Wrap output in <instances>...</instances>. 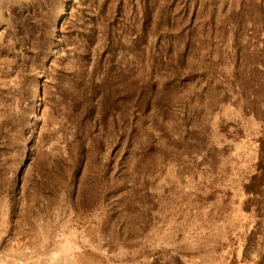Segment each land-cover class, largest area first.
I'll return each instance as SVG.
<instances>
[{"label": "rangeland", "instance_id": "rangeland-1", "mask_svg": "<svg viewBox=\"0 0 264 264\" xmlns=\"http://www.w3.org/2000/svg\"><path fill=\"white\" fill-rule=\"evenodd\" d=\"M44 2L0 0V264H264V0Z\"/></svg>", "mask_w": 264, "mask_h": 264}, {"label": "crops", "instance_id": "crops-1", "mask_svg": "<svg viewBox=\"0 0 264 264\" xmlns=\"http://www.w3.org/2000/svg\"><path fill=\"white\" fill-rule=\"evenodd\" d=\"M242 187H243V185L241 186V188ZM241 210H242V208H241ZM225 238H227V237L225 236ZM220 242L224 243V242H226V239H223ZM213 252L214 253L212 256V260H208V259H206L205 256H203L202 258L198 259L197 264H238V262H243V263L245 262V250H244V248H242L239 251H234V250H231L229 248L222 247L219 250L215 249ZM257 261H259L258 258H257ZM255 264H260V263L255 262Z\"/></svg>", "mask_w": 264, "mask_h": 264}, {"label": "trees", "instance_id": "trees-1", "mask_svg": "<svg viewBox=\"0 0 264 264\" xmlns=\"http://www.w3.org/2000/svg\"><path fill=\"white\" fill-rule=\"evenodd\" d=\"M53 2L56 6V10H54V15L56 19L58 20L59 17V12L62 8H64L63 4L61 5L58 0H45V2L42 5L50 4ZM60 21V20H59ZM261 159L258 161L256 165V169L258 171V174L253 176L248 185L244 187V192L246 195H257L259 192L258 190L262 187V181H263V176H264V141H261ZM244 211L249 213L250 211L248 209L244 208Z\"/></svg>", "mask_w": 264, "mask_h": 264}]
</instances>
